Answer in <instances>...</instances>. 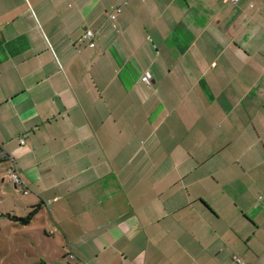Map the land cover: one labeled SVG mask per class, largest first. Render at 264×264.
Returning <instances> with one entry per match:
<instances>
[{
  "label": "crops",
  "instance_id": "1",
  "mask_svg": "<svg viewBox=\"0 0 264 264\" xmlns=\"http://www.w3.org/2000/svg\"><path fill=\"white\" fill-rule=\"evenodd\" d=\"M0 147L39 264H264V0H0Z\"/></svg>",
  "mask_w": 264,
  "mask_h": 264
},
{
  "label": "rangeland",
  "instance_id": "2",
  "mask_svg": "<svg viewBox=\"0 0 264 264\" xmlns=\"http://www.w3.org/2000/svg\"><path fill=\"white\" fill-rule=\"evenodd\" d=\"M13 195L11 183L0 181V264H39V253L46 241H41L38 235L36 247H32L30 235L25 231L26 227L8 217H25L22 207H15L11 202ZM38 226L40 225H35V230ZM34 233L39 234L36 231Z\"/></svg>",
  "mask_w": 264,
  "mask_h": 264
},
{
  "label": "built area",
  "instance_id": "3",
  "mask_svg": "<svg viewBox=\"0 0 264 264\" xmlns=\"http://www.w3.org/2000/svg\"><path fill=\"white\" fill-rule=\"evenodd\" d=\"M231 2H238V0H229ZM121 8L116 7L114 8L113 12L110 14L109 18L111 21H116L117 15L121 13ZM94 38L95 35L91 31H86L84 35V39L88 40L90 42V47L94 48L95 43H94ZM142 82L147 85L151 86L152 85V75L150 72H145L144 75L142 76ZM23 144V141H21ZM6 162H13V158L10 153H8L6 150H4L2 147H0V169L2 168L3 164ZM7 178L8 180L15 185L16 188L21 189V191L24 194H28V187L24 179L22 178L21 174L17 170V168L13 165L8 167L7 170ZM70 258L72 260H75V256L71 255ZM235 261L237 264H244V262L241 259L235 258ZM77 264H83L81 262H78Z\"/></svg>",
  "mask_w": 264,
  "mask_h": 264
},
{
  "label": "trees",
  "instance_id": "4",
  "mask_svg": "<svg viewBox=\"0 0 264 264\" xmlns=\"http://www.w3.org/2000/svg\"><path fill=\"white\" fill-rule=\"evenodd\" d=\"M39 207H35L34 210L25 218H18L15 216H8L10 217L11 221L20 223L21 225H28L33 217L37 214Z\"/></svg>",
  "mask_w": 264,
  "mask_h": 264
}]
</instances>
